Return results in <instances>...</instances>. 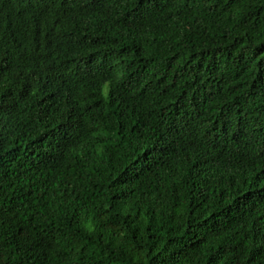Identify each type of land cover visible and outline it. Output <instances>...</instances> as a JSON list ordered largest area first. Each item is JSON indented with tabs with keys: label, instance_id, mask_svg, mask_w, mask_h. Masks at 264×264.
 Instances as JSON below:
<instances>
[{
	"label": "trees",
	"instance_id": "trees-1",
	"mask_svg": "<svg viewBox=\"0 0 264 264\" xmlns=\"http://www.w3.org/2000/svg\"><path fill=\"white\" fill-rule=\"evenodd\" d=\"M0 264H264V0H0Z\"/></svg>",
	"mask_w": 264,
	"mask_h": 264
}]
</instances>
